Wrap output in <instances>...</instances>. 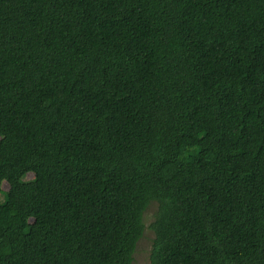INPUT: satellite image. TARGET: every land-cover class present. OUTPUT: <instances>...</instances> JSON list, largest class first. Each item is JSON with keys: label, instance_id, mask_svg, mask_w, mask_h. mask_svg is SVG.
Returning a JSON list of instances; mask_svg holds the SVG:
<instances>
[{"label": "trees", "instance_id": "1", "mask_svg": "<svg viewBox=\"0 0 264 264\" xmlns=\"http://www.w3.org/2000/svg\"><path fill=\"white\" fill-rule=\"evenodd\" d=\"M152 202L149 264H264V0H0V264H132Z\"/></svg>", "mask_w": 264, "mask_h": 264}, {"label": "rangeland", "instance_id": "2", "mask_svg": "<svg viewBox=\"0 0 264 264\" xmlns=\"http://www.w3.org/2000/svg\"><path fill=\"white\" fill-rule=\"evenodd\" d=\"M31 174H28L30 177ZM155 204L152 202L147 210L144 212L143 221L145 224V229L142 237L138 240L136 244V249L133 254V262L132 264H149V251L151 248V240L153 237V232L149 228V224L153 218Z\"/></svg>", "mask_w": 264, "mask_h": 264}]
</instances>
